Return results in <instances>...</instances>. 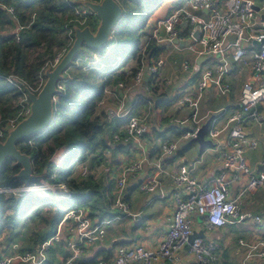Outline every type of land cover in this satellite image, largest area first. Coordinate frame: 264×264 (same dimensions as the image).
Masks as SVG:
<instances>
[{
    "label": "built area",
    "instance_id": "built-area-1",
    "mask_svg": "<svg viewBox=\"0 0 264 264\" xmlns=\"http://www.w3.org/2000/svg\"><path fill=\"white\" fill-rule=\"evenodd\" d=\"M94 1V0H91ZM67 5L72 7L74 13V23L83 27L89 17L94 14L85 7L74 5L71 0H65ZM253 0H186L183 5L173 10L167 17L156 21L154 28L150 30L145 45L139 51V67L134 75L129 67L121 71L127 75L125 81H117L112 86L103 89V94L116 96L119 90H129L138 84L147 73L149 79L156 85V91L148 90L150 96H161L166 93L172 83L171 76L159 72L164 64L165 58L160 54L150 62L145 61L144 51L146 44L154 40L156 44H172L177 49H186L192 55V61L187 59L180 62L179 68L187 73H199L200 78L196 85L197 94L193 97L183 95L176 101L178 105L188 107L190 112L189 121L191 127L183 131L175 141H165L159 147V159L170 157L177 150L178 141H188L195 136L200 126L198 117V101L201 93L208 85H212L217 93L223 95L230 91V86L225 77L229 71V60L226 58L227 50L231 49V60L238 64L242 70L245 67L251 69L250 75L241 83L239 96V110L231 113L221 128L213 126L214 120L207 130V138L216 146L219 134L229 129L230 131V152L222 156V165L226 169H233L248 175L245 191L254 190L264 185V169L254 173L251 171L242 154V146L247 144L243 134V127L250 121L258 124L264 123V115L261 116L256 111V105L264 100V21L260 15L264 14V4L258 5L255 11ZM7 15L14 22L15 26L11 31L15 43L20 40L21 26L12 6H2ZM194 12L205 13L202 16ZM33 16L31 17V19ZM256 24L261 29L256 28ZM197 30L196 37L193 32ZM68 42L65 48L50 63L53 66L73 39L72 28L68 29ZM174 39L186 42L183 47L177 43H172ZM259 43V45H256ZM256 45V46H255ZM164 49V48H163ZM162 53V52H161ZM170 53V52H169ZM95 56V54H93ZM201 56L216 57L218 62L204 69H200V64L195 60ZM209 57V58H210ZM208 59V58H207ZM205 61V60H204ZM126 77V76H125ZM7 81L14 84L19 91L21 89L13 82V76H8ZM41 85V83H40ZM40 86L36 88L38 90ZM59 89L61 86L59 85ZM35 91V90H34ZM20 99V109L18 113L4 122V131L14 127L18 121L29 113V102L24 93ZM118 103L115 107H108L104 114L107 120L124 119L121 129L112 135L114 143L127 144L134 143L143 150L142 144L145 135L150 128L149 107L144 108L139 113L130 114V107L125 106L123 99L116 98ZM146 102L147 100L144 99ZM187 119H174L173 123L182 125ZM3 137V130L0 129V139ZM255 142H249V147L253 148ZM148 161L143 156L136 162L128 164L115 177L114 209L126 211L124 203L126 183L139 173ZM158 169L149 181L139 185L140 192L151 194L155 191L163 197L162 184L157 178L158 173H162L160 162L154 164ZM109 167L105 165L104 172L107 173ZM55 171L51 172L45 181L34 183L25 188H0L1 192L11 191L15 198H19L26 193H31L39 199H47L58 203L70 198V191L63 181L55 180ZM90 171L86 164L79 167L77 178H86ZM173 183L182 188L184 196L175 197L174 211L166 233L159 240L154 248H146L139 243L129 246L118 245L110 256H100L96 259V264H180L181 255L179 251L184 245L188 246V251L199 262V264H219L218 246L212 240H204L200 237L194 238L190 243L188 237L192 233L190 229L191 215L203 217L204 225L208 230L222 227L227 224H239L247 219L260 222V217L252 216L250 213L241 211L239 197L229 199L227 196V182L222 173L216 175L209 185L199 182L192 174L191 169L183 163L178 165L176 174L172 177ZM119 219V217H116ZM108 221L92 222L87 215L85 207H71L64 209L62 216L56 223L55 232L47 239L38 244L32 250L18 251L10 248H3L0 256V264H14L15 262L24 264H42L46 260L49 247L59 240L62 231L69 234L66 241V256L62 257L60 264H76V261L85 253L87 246L103 237V225ZM241 246H245L247 251L239 264H247L248 260L264 258V240L254 243L239 241Z\"/></svg>",
    "mask_w": 264,
    "mask_h": 264
},
{
    "label": "crops",
    "instance_id": "crops-1",
    "mask_svg": "<svg viewBox=\"0 0 264 264\" xmlns=\"http://www.w3.org/2000/svg\"><path fill=\"white\" fill-rule=\"evenodd\" d=\"M171 1L172 0H167L165 4L168 5ZM253 4L255 6L263 5L264 0H253ZM194 13L200 16L203 14L205 15V13L200 12ZM164 18L165 17H161L155 21L150 18L143 29L139 31L140 38L144 39L142 47L146 42V37L143 36V34L146 35V30L147 32L150 31V29L154 28L156 21ZM255 27L261 29L258 24H256ZM142 47H140V50ZM165 49L168 50L166 51ZM134 54L136 55L132 54V58L127 60L124 65L115 64L114 68L121 67L120 70L125 67H129L131 70L138 69V63L136 61L139 57V52H134ZM161 55L165 58V61L159 72L171 76L172 78V83L165 94L170 99L176 96L175 101L169 108L157 113L153 110V105L150 101L152 100L151 98L155 96H150L148 90L156 91L157 87L153 81L149 79L146 72H144L141 81L129 90H119L116 96L103 94L102 100L98 104L97 112L102 111L103 113L106 108L116 106L118 103L116 98L123 99L125 106L130 107V114L139 113L144 108L149 107V119L151 123L149 132L143 139V150L139 149L134 143H114L112 141V135L117 130L121 129L125 120H107V126L102 136L106 142L105 147L99 146L96 149L86 150L84 152L85 157L80 159L79 167L82 164H86L93 182L102 187H106V189L110 188L111 194H113L111 186L114 183L115 177L119 176L128 164L140 160L143 156L147 157L148 161L145 163L144 168L132 179H128L126 183L124 203L127 209L123 217L130 219V228L133 230V234H127L126 236L118 234L106 239V232L103 229V237L87 246L82 259L89 260L94 257L97 259V256H105L106 254L110 256L118 245L129 246L133 243H139L146 248L156 247L159 240L168 229L174 211L175 197L184 196L182 188L175 185L172 180V177L178 170V165L183 163L187 168L191 169V174L205 185H209L216 175L222 173L227 182L228 198L235 199L239 197L242 212L260 217L259 223L255 222L253 219H247L239 224H227L213 230H208L205 227L202 216L191 215L190 217L191 231L196 233L201 232L203 236L200 238L212 240L217 244L219 248V264H239L247 251V248L241 246L239 241L254 243L259 240H264V185L254 190L245 191L248 175L240 171L223 167L222 156L225 153H229L231 150L229 129L219 134L218 144L216 146L205 147L200 151L198 144L193 143V145L188 146L190 140H181L178 141L177 150L172 156L159 159L158 151L160 145L165 141H175L178 137L173 130L180 132L183 129L187 130L191 127L192 123L188 120L191 110L186 106L178 105L176 101L183 95L195 96L197 94L196 85L200 78L199 73L191 74L183 72L179 68L182 60L187 59L192 61V55L186 49H175L172 44H165ZM226 58L229 60V71L225 79L230 86V91L221 95L217 93L212 85H208L207 88L202 91L198 101L200 125L213 114L215 116L213 126L221 128L226 117L239 110L238 103L241 83L250 75L251 69L245 67L241 70L238 64L231 60V49L227 50ZM217 62L218 59L216 57H210L200 64V69H204ZM144 99H146L148 103L146 105L140 104ZM256 111L259 115H264V100L257 103ZM162 118L167 119L165 124L162 123ZM174 119H187V121L182 125H176L173 123ZM243 134L247 143L242 146V154L245 163L254 173L261 171L262 165L264 164V123L258 124L254 121H250L243 127ZM205 138L208 139L207 136H205ZM251 141L255 142L253 148L249 147V142ZM65 153L66 151L61 154L59 161L63 160ZM49 160L53 164H58L52 158ZM157 161L160 162V168L163 170L162 173H158L157 175V178L162 184L163 197H160L157 191L146 194L138 190L139 185L146 183L157 173L158 169L154 166ZM105 165L109 167L107 173L104 172ZM77 174L78 171L74 169L69 172L67 179L73 177L76 179ZM129 188H132V190L127 194V189ZM8 192L13 195L11 191H0V193L5 195L8 194ZM143 202H146V204L148 203L147 206L150 207L148 212L142 210L145 204H143ZM62 209H67V207H62ZM25 216L31 217L29 220L34 218V222L40 219V217H35L32 211H29ZM116 217L118 216L116 215L114 218ZM108 220L110 221V219ZM124 220L126 219L124 218ZM18 226L19 228L11 232V236L6 239V243L0 244V256L3 252V248L11 247L18 251H32L38 246V244L33 243L32 238L35 233L43 229L44 224L41 226V229L35 233L29 231L31 227L28 222L19 223ZM68 238L69 234L66 231H62L59 235V240L49 247L46 260L42 264H60L62 257L66 256L67 250L65 245ZM179 253L181 255L180 264H199L193 255L189 253L187 245H184ZM49 257L52 259L49 260ZM14 264L24 263L15 262ZM247 264H264V258L248 260Z\"/></svg>",
    "mask_w": 264,
    "mask_h": 264
},
{
    "label": "trees",
    "instance_id": "trees-1",
    "mask_svg": "<svg viewBox=\"0 0 264 264\" xmlns=\"http://www.w3.org/2000/svg\"><path fill=\"white\" fill-rule=\"evenodd\" d=\"M164 1L166 0H117L123 8V15L114 29L111 42L104 49L98 51L83 48L77 56L80 59L81 57L85 58L84 53L98 54L99 59L93 67L94 69L88 72L81 70V67L74 68L73 62L67 71L66 79L59 83L61 89L56 95L51 123L41 134L17 144L21 151L31 154L35 173H40L44 166H47L48 173L54 171V164L49 159L55 149L61 146L78 143L80 159L85 157L86 150L96 149L99 146L105 147L106 142L102 136L107 126V119L102 111L97 112V107L102 100L105 87L127 79L125 77L127 75L120 70L121 67L114 68V63L106 61V51L109 45L117 44L126 37H139V31L143 29L155 10ZM183 3L185 0H172L163 17H167ZM2 6L14 7L21 26H26L30 22L28 28L23 27L20 31V40L17 43L14 42L11 34L15 24ZM74 18L73 9L67 5L65 0H0V129L3 130V137L0 140L5 137L3 121L18 113L21 107L19 101L23 98L19 89L9 83L6 78L8 76L16 77L29 89L36 92V88L44 79L42 76L44 67L53 62L58 51L61 52L65 48L68 42V29L77 25L73 21ZM95 23L96 19L89 17L85 25L93 27ZM163 48L154 40L148 41L144 51L145 61L150 62L156 59ZM37 49L40 50L37 53L39 59L27 64L26 57ZM136 62L139 67V58ZM106 68L109 70H105ZM135 71L136 69L131 70L128 77L134 75ZM175 97L170 99L166 94L155 96L151 98L150 103L157 113L169 108L175 101ZM147 103L148 101L145 100L140 102L142 105ZM165 122L167 119L162 118V123L165 124ZM185 130L173 131L175 135L179 136ZM191 145L193 143L189 141L188 146ZM17 170L18 166L11 159L4 162L0 168V188L19 186L13 178ZM67 176L68 172L59 181L65 182L71 195L70 198L58 203L39 199L31 193L24 194L19 198H15L10 192L6 195L0 193V244L6 243V239L11 236V232H14L19 223H26L31 218L25 216L29 211H32L35 217H40L44 224L43 229L35 233L32 238L34 244L41 243L55 232L56 223L64 211L62 207H85L92 222H100L116 216L108 212L110 209L108 202L103 205L99 202V199H102L101 196H111L110 188L106 189V187L93 182L90 175L86 178L76 179H67ZM131 190L132 188L127 189V194ZM70 202H76L78 205H69ZM45 214H47L46 217ZM76 264H96V257L89 260L80 258Z\"/></svg>",
    "mask_w": 264,
    "mask_h": 264
},
{
    "label": "water",
    "instance_id": "water-1",
    "mask_svg": "<svg viewBox=\"0 0 264 264\" xmlns=\"http://www.w3.org/2000/svg\"><path fill=\"white\" fill-rule=\"evenodd\" d=\"M71 2L90 10L95 16V25L93 27L90 25H84L83 27L74 25L72 27L73 39L71 44L53 66L48 64L44 67L42 71L44 79L36 92L29 89L18 78L13 77L12 79L22 93L25 94L29 102V113L18 121L14 127L5 130V137L0 140V168L7 159H11L18 166L13 178L18 182V187L21 188L45 181L50 173H48L47 166H44L40 173H35L31 154L21 151L17 144L46 130L53 118L56 95L60 92L59 83L66 79L71 64L77 59L83 48L95 51L104 49L113 39L114 29L123 15V8L117 0H71ZM253 8L258 11V6H253ZM260 19L264 21V14L260 15ZM196 35L197 30L193 32L192 36L196 37ZM177 42V39L172 41V43ZM178 44L183 47L186 42L179 41ZM256 45H259V43H256ZM209 57H198L195 62L199 65ZM214 117L211 114L198 127L195 136L190 139V142L198 144L200 151L205 147L214 146L209 139L205 138ZM262 169H264V164ZM202 236L201 232H192L188 237V242L190 243L194 238Z\"/></svg>",
    "mask_w": 264,
    "mask_h": 264
},
{
    "label": "rangeland",
    "instance_id": "rangeland-1",
    "mask_svg": "<svg viewBox=\"0 0 264 264\" xmlns=\"http://www.w3.org/2000/svg\"><path fill=\"white\" fill-rule=\"evenodd\" d=\"M166 1H164V3L158 9H156L155 12L153 13V15L151 16L153 21L164 16L166 8L168 7V5L165 4ZM149 33H150V31L147 32V30H146V35L143 34V36L146 37L145 41H146ZM143 43H144V39L140 38V36L139 37L138 36L126 37L125 39L120 40L117 44L115 43V44L109 45V48L107 49L106 54H105V59L108 63H114L116 65H119V64L124 65L127 60H130L132 58V54L136 55V54H134V52L137 53L140 51V47H142ZM168 49H165V50L167 51ZM39 52H40L39 49H37L33 52H30L28 54V56L26 57L27 58L26 63L29 64V63H32V62H35L36 60H38L39 58L37 57V53H39ZM59 53H60V51H58L55 54V57ZM93 54H95V53H92V54L91 53L90 54L84 53L85 58H83V57H81L80 59L77 58L74 61L73 67L74 68L75 67H81V70L91 72L92 69H94L93 67H95V65L99 59L98 54H95V56ZM105 70H109V68H106ZM98 72H100V71H98ZM98 78H99V76H98ZM65 151H66V153L64 155L63 160L59 161V159L61 158V154ZM50 158L54 159V161H56L58 163V164H54V167H55L54 171L56 174L55 180L59 181L60 179H63V176H65V174L67 172L69 174V172L74 170V169H76L77 171L79 170V165H80L79 145H78V143H72V144H69V146H61V147L55 149V151L53 152V154L51 155ZM72 176H73V174H72ZM111 188L113 189V192H112L113 194H111V196L107 195L106 197H105V195L101 196L102 199H99V202L101 203V205L107 204V202H108L109 203L108 207L110 208L108 212L110 214L117 215L118 217H120V219H116V218L110 219V221L108 220V222L103 225V229L106 232L105 238L109 239L111 236L118 235V234H122L125 236L127 234L132 235L133 230H131V228H130V219L127 217H123L124 214L126 213V211L118 210L116 208L114 209V207H113L114 195H115L114 194L115 183L112 184ZM143 204H144V207L142 208V210H145L148 212V210H150L149 209L150 207L147 206L148 203L146 204V202H143ZM69 205L76 206V205H78V203L70 202ZM46 216H47V214H45V217ZM106 218H108V217H106ZM124 218L126 220H124ZM39 220L37 222H34L35 221L34 218L32 220H27L28 224L31 227V228H29L30 232L35 233L36 231L41 229V226L43 225V223L41 222V220L40 221ZM105 220L107 221V219H105ZM17 228H19V226ZM27 233H28V231H27ZM51 259L52 258L49 257V260H51ZM51 264H54V263H51Z\"/></svg>",
    "mask_w": 264,
    "mask_h": 264
},
{
    "label": "bare ground",
    "instance_id": "bare-ground-1",
    "mask_svg": "<svg viewBox=\"0 0 264 264\" xmlns=\"http://www.w3.org/2000/svg\"><path fill=\"white\" fill-rule=\"evenodd\" d=\"M74 178V177H73ZM9 188V187H8ZM27 194V193H26Z\"/></svg>",
    "mask_w": 264,
    "mask_h": 264
}]
</instances>
